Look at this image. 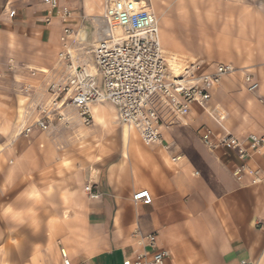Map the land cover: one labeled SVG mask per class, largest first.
<instances>
[{
	"label": "crops",
	"instance_id": "crops-1",
	"mask_svg": "<svg viewBox=\"0 0 264 264\" xmlns=\"http://www.w3.org/2000/svg\"><path fill=\"white\" fill-rule=\"evenodd\" d=\"M204 2L210 9L205 25L195 24L186 39L195 46L167 41L162 22L167 56L180 55L182 63L203 59L209 70L219 63L239 70L212 92V105L227 113L223 123L194 106L178 125L193 130L207 123L220 136L263 134L264 0ZM64 7L70 11L66 19ZM50 8L44 0H0V217L15 226L12 237L19 239L0 246V264H65L66 258L72 264H126L143 253L152 259L154 248L139 243L150 233L169 251L166 264H264V151L249 161L259 169L260 180L254 182L250 174L241 179L235 174L242 162L236 151L209 149L195 134L168 132L170 126L162 143L148 145L129 132L118 135L117 144L97 142L90 153L65 149V130L58 137L38 127L29 136L21 134L24 110L38 102V84L46 88L64 76L56 65L64 29L85 31L81 43L87 48L79 55L93 70L94 46L104 35V0H59L51 15ZM247 69L260 84L254 91L245 82ZM28 83L35 91H24ZM22 92L29 94L25 100ZM108 103L113 104H97L105 112ZM115 110L118 123L111 117L107 128L93 125L91 142L115 137L96 135L99 129L110 131L118 124L123 129ZM36 116L33 112L31 118ZM89 185L98 197L90 196ZM143 189L150 190L152 203L134 200Z\"/></svg>",
	"mask_w": 264,
	"mask_h": 264
},
{
	"label": "built area",
	"instance_id": "built-area-1",
	"mask_svg": "<svg viewBox=\"0 0 264 264\" xmlns=\"http://www.w3.org/2000/svg\"><path fill=\"white\" fill-rule=\"evenodd\" d=\"M44 1L51 5L50 15L59 8V0ZM15 14L16 11L11 10L10 15ZM61 15L66 19L70 15L69 9L62 8ZM102 19L104 35L93 51L95 70L79 55L87 48L81 43L84 41L81 31L64 29L63 45L57 56V65L64 70V76L46 85V92L50 94L47 101L28 104L30 106L23 112L21 134L29 136L35 127L48 131L55 121L71 125L74 120L69 117L70 109L76 111L79 122L91 126L94 123L91 105L105 101L117 107L121 122L138 131L148 145L163 142V107L183 118L197 106L218 123L225 121L226 111L211 103L212 92L225 76L239 70L236 66L219 63L209 70L205 60L196 59L188 61L180 75L174 73L163 48L160 18L143 0H104ZM47 21L50 22V17ZM245 82L250 91L260 85L248 69ZM35 89L30 83L24 87L27 93ZM33 112L37 113L34 119L31 118ZM200 139L209 149L228 147L237 152L242 160L235 169L238 179L250 174L255 177L254 182L260 180L259 169L251 167L249 161L253 155L264 151V133H250L245 137L232 133L220 136L208 128L200 132ZM86 189L91 197H98L91 185ZM134 200L150 204L153 195L148 189L139 190L134 194ZM155 236L150 233L139 240L140 244L147 243L154 248L152 259H144L143 253L126 264H166L169 251L157 246ZM62 253L67 256L65 250ZM65 264L72 262L66 258Z\"/></svg>",
	"mask_w": 264,
	"mask_h": 264
},
{
	"label": "rangeland",
	"instance_id": "rangeland-1",
	"mask_svg": "<svg viewBox=\"0 0 264 264\" xmlns=\"http://www.w3.org/2000/svg\"><path fill=\"white\" fill-rule=\"evenodd\" d=\"M204 1H208V0H197V1L196 0H153V1H151L152 5L154 6V8H155V10H156V12L160 18V24L162 27L163 38H164V33H163V24H164V26L166 27V29L168 31L167 36H165L167 41H169V39H171L173 41V43H176V45H178L180 42V44L182 45L183 48L186 45V43L189 44L191 41H189V40L187 41L186 39H187L188 35H191L194 32V30H192L193 26L195 24H196V27L204 26L205 25L204 24V18L206 17V13H208L210 11L209 5L205 4ZM161 19H162V21H161ZM162 22H163V24H162ZM190 25H191V29L189 28ZM207 25H208V23H207ZM200 27L195 28V31H196V29L198 31V29H200ZM88 29H89V32L91 33L92 32V26H88ZM201 32H202V29H201ZM193 42H191V45L195 46L194 44H192ZM57 61H58V57H57ZM57 61H56V65H57ZM57 66H59V65H57ZM34 86H36V85H34ZM43 86L44 85H42V84H38L39 90H38V96L36 97V98H38L37 99L38 101L45 99L47 96L45 86H44V88H42ZM21 95L23 96V97H21L23 100H25L24 96H27V97L29 96V94H27L25 92H22ZM34 101H35V99H34ZM25 103L26 104L30 103V99L25 101ZM107 105H108V108H105V114H104L105 119L107 120V119L112 117L118 123V118H117L115 106L111 103H108ZM96 106H99V104H97ZM69 113L77 115V113L74 109H70ZM162 114L164 115L165 119L171 120L175 123V124L170 125V127H169L170 129H168V132H172L174 134H177V133L178 134H189L190 136L192 134H195L198 137H200V132L202 130L208 129V128L211 129V125L207 124V123H203V124L197 126L196 128H194L193 130L191 128H188L187 126L179 127L178 122L184 121L185 119L188 118V116L182 118V117L177 116L176 114L172 113L171 111H169L165 107H163V113ZM210 119H212V117ZM96 121L97 120L95 117L94 123ZM107 122H108V120H107ZM94 123H93V125L96 126V124H94ZM100 124H102V123H100ZM100 124H98V125H100ZM93 125L85 126L84 124H82L81 122H79L77 120L73 121L71 123V125L63 124V123H58V125H57L54 123V126H52L50 132L53 131L54 132L53 134L58 137L63 133V130L66 131V133L68 135L69 142L67 143V145H65V149L76 148V149H80L84 152L90 153V151L94 150L95 147L98 148V146H96L97 142L100 143V146L117 144L115 141L117 139L116 137L118 135L122 134V125L121 124H118L117 126H115L114 129H112L110 131H105L103 129L97 130L96 135H98V134L102 135L103 134V136H104L105 134H109L111 136L112 135L115 136V137H109L108 139H106V142L103 141L104 137L103 138L101 137V141H99L98 137H94L93 142H91V140H90L91 139L90 138L91 133L89 132V130L92 129ZM101 126L103 128L109 127V126H105L103 124ZM173 128H175V130ZM166 134H167V131H166ZM131 135L135 136L136 138L141 139L139 134L134 130H131ZM142 142H143V140H142ZM192 149L188 148V151L193 152ZM66 160H68V159H66ZM66 165L69 166L70 164L67 163ZM14 228H15V226H13L10 221H8L7 219H4V218L1 219V217H0V246L1 247L9 246L11 243L18 242L19 239L12 237V235H14L13 234V232L15 230Z\"/></svg>",
	"mask_w": 264,
	"mask_h": 264
},
{
	"label": "bare ground",
	"instance_id": "bare-ground-1",
	"mask_svg": "<svg viewBox=\"0 0 264 264\" xmlns=\"http://www.w3.org/2000/svg\"><path fill=\"white\" fill-rule=\"evenodd\" d=\"M151 1H153V0H143V3L146 2L147 6H150L152 9H154V6L152 5ZM80 36H81V39L85 40L86 39L85 31H81ZM168 59H169V64H170L171 69H173L174 73H176L177 75H180L182 73V70H184V67L186 65V61H185V63H182V59H181L180 55H169ZM32 66H33V64H32ZM34 69L38 70V71H42V72L48 71L47 68H41V67H35ZM96 105L97 104L91 105V110H92V113L94 116V120H95V117L97 120L94 124L98 125V124L102 123V124H105L107 126L108 122H107V120H105V117H104L105 112H103L101 109L102 105H99V106H96ZM69 117L74 121H76V120L79 121L77 115H75V114L69 113ZM180 123H184V121L178 122V124H180ZM172 124H175V123L171 120L165 119L164 123L161 126L163 137H164V128L169 127ZM129 132H131V129L126 125L123 126L122 133L127 135V134H129ZM169 147H170V145L167 143L166 148H169Z\"/></svg>",
	"mask_w": 264,
	"mask_h": 264
}]
</instances>
